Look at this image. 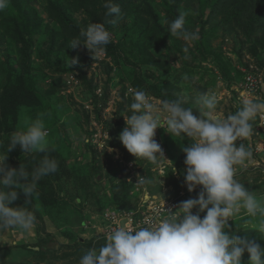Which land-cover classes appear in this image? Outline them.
I'll list each match as a JSON object with an SVG mask.
<instances>
[{
  "label": "clouds",
  "instance_id": "obj_1",
  "mask_svg": "<svg viewBox=\"0 0 264 264\" xmlns=\"http://www.w3.org/2000/svg\"><path fill=\"white\" fill-rule=\"evenodd\" d=\"M9 3L10 0H0V12ZM103 6L107 9L105 17L111 19L89 24L69 46L75 49L84 45L95 62L106 54V46L111 43V33L105 24L115 26L123 19L120 6L113 0H105ZM187 15L181 10L168 26L171 37L187 42L185 54L191 42L200 38L198 32L186 30ZM77 63L78 58L70 59V67ZM104 92L99 88L98 100L93 97L88 102L94 110L97 107L103 113L107 108L113 109V105L109 106L112 94L109 101H104ZM129 96L132 97L128 106L130 114L124 116L126 127L119 136L123 146L136 162L144 159L157 164L159 157L164 158L155 139L158 128L182 141L187 137L189 146L181 145L186 157L184 179L190 193L197 188L201 191L198 198L191 199L194 193L191 194L175 212L169 210L168 216L156 223L138 225L135 229L115 228L107 235L106 243L98 250H87L79 264H244L245 254L247 264H264V247L247 235L232 233L229 225L243 210L248 217L259 218V231L264 233V202L236 178L238 168L247 167L253 158L251 147L238 142L252 137V121L257 117L264 120V100L245 96L240 109L222 118L217 112L214 93H201L196 100V111L185 107L181 100L162 101L144 90H132ZM151 96L160 100V104L153 103ZM47 137L44 114H40L26 131L13 132L7 148L0 152V231L18 229L30 233L34 228L37 217L27 205L38 195V182L59 168L57 160L47 154ZM18 145L24 154H44L31 171L23 164L19 169L6 164L8 153ZM150 183L146 176L137 175V187ZM20 191L27 198L25 206L11 207L19 199Z\"/></svg>",
  "mask_w": 264,
  "mask_h": 264
},
{
  "label": "trees",
  "instance_id": "obj_2",
  "mask_svg": "<svg viewBox=\"0 0 264 264\" xmlns=\"http://www.w3.org/2000/svg\"><path fill=\"white\" fill-rule=\"evenodd\" d=\"M32 1L10 0L8 7L3 12H0V45L6 46L3 53L6 59L2 63L0 59V82L2 81V73H6L3 87H1L0 83V144L3 145V147H0V151L2 152L7 148L13 132L27 130L24 128L25 121L22 118L25 111L30 115L28 117L32 121L38 115L44 114L46 130L48 131V138H50L48 142H53L54 138L60 133L58 129L59 120H50L47 104L48 100H52L55 97L57 87L52 85L47 91H42L38 86L41 71L50 70L49 77L52 79H55V75L58 74H65L67 78L75 75L82 81L83 91H91L93 95L91 98L95 97V100H98L96 91L99 89V84L93 85L94 80H88L87 73L79 65L81 59L78 58V63L70 67V59L77 58V52L76 48L72 49L69 46L70 41L77 37L81 30H86L89 24L104 23L106 19H111L105 17V12L107 11L103 6L105 0H70L68 4H63L61 0H47L46 13L47 19L50 20L48 23L44 22L40 11L31 5ZM185 1L162 0L161 6L170 11V15L167 18L168 23L165 25L159 19L154 0H142L136 4L134 0H113L114 3L120 6L123 19L135 11L136 23L131 26L128 32H124L119 37L118 42H115L111 36V43L106 46L105 59H111L113 65L115 64L118 67L125 65L128 68L127 78L122 77L121 80H127L131 87L144 90L162 101L181 100L185 107H192L190 103L184 102L176 95L179 92V88L176 86V82L171 80L174 71L172 63L168 59L160 57L162 53H179L182 55L181 58L184 61V65L188 66V56L183 51V46L187 43H180L177 38L170 36V33H168L170 22L178 17L181 10L186 11L188 13L185 23L186 30L193 32L196 25H201L199 40L193 41V48H189V55L194 61H215L219 72L225 80L231 81L235 78L244 80L245 72L239 68L238 70L231 60L226 58V51L223 49V45L225 44L226 36H229V41L233 37L238 44H241L242 50H233L239 58L244 57L245 51L243 50L245 49L256 60L264 55V0H198V9L196 11L186 9L183 5ZM81 12L87 15L83 22H80L75 17L76 13ZM43 25L45 26L44 30L42 29ZM105 27L111 33L114 26L105 24ZM43 33L49 35V40L47 41L45 52L41 54L39 51L36 52L41 60V65L35 68L30 63L32 57L31 49L34 47L33 37L35 34ZM219 38H222L223 43L220 46H214L212 44L213 41ZM169 40L173 41L169 42ZM129 42H131L130 46H128ZM92 62L95 61L90 53V56L86 57L85 64L90 67ZM96 62L104 64L108 74L113 70V67L107 61L97 60ZM254 63L259 69L264 71V59L258 62L259 65L256 61ZM139 67H145L147 71L158 69L162 73V76L158 77V83L145 80ZM243 67L249 70L250 64L246 62ZM233 73L236 74L235 78L232 76ZM150 74L154 77V73ZM67 87V83H64L62 90H66ZM1 89H3L2 92ZM110 96L109 91L104 92L103 100L109 101ZM121 98L127 106L128 102L132 101V97L127 95V89L122 91ZM82 107L84 108L83 105ZM193 110L196 111L195 108ZM97 116L100 117V112H98ZM87 119L90 123V118L87 117ZM101 125L104 127V124ZM94 134H90L91 139L86 144L89 147H92L90 143L91 141L93 143ZM111 147H116V145L110 136L105 149L100 153L107 152ZM95 148L98 149L97 146ZM59 149L58 145L48 144L47 154L57 160L59 168L55 174L44 177L38 182V195L36 197L47 209L59 208L61 205L59 187L55 182H59L63 177L76 179L77 176H79L78 180L81 178L88 180V175L85 174L86 171H82V169L76 177L67 170L61 160L63 155ZM43 155V153H34L25 157L22 156L18 147H16L8 153L7 165L11 168L19 169L20 165L23 164L26 169L31 171L37 166ZM185 158L183 152V158L181 157L178 160L177 167L186 166L184 165ZM13 159L15 162L12 161ZM138 162L141 163V161ZM92 176L97 178L99 173L95 170L92 172L91 178ZM125 184L126 178L122 185L124 186ZM174 184L178 190L180 186L175 181ZM111 187L117 208L128 209L133 205L127 188H121L115 184H112ZM200 191L191 195V198L199 194ZM26 199L23 192L20 191L19 199L15 201L16 205H24ZM15 202L11 207H15ZM38 217L43 221L41 215H38ZM42 225V222L37 225L38 242L35 245H22L20 248L26 249L44 259L47 254H56L65 248L74 246L60 244L50 234H45L44 237L45 229ZM245 235L256 239L264 247V233L259 231L248 232L243 233L241 236ZM66 236H69L68 239L71 240L69 234ZM79 243L84 244L87 241L80 239ZM105 243L103 241L95 244L91 241L89 246L98 250ZM243 260L244 264H247V254H245Z\"/></svg>",
  "mask_w": 264,
  "mask_h": 264
},
{
  "label": "rangeland",
  "instance_id": "obj_3",
  "mask_svg": "<svg viewBox=\"0 0 264 264\" xmlns=\"http://www.w3.org/2000/svg\"><path fill=\"white\" fill-rule=\"evenodd\" d=\"M68 1L70 0H61L63 4H68ZM141 1L142 0H134V3L136 4ZM154 1V6L157 10L159 19L161 23L166 25L168 23L167 18L170 15V11L161 6L162 0ZM46 3L47 0H33L31 5L35 6L38 11H40V15L44 22L48 23L50 20L47 19ZM183 5L186 9L196 11L198 9V0H186ZM134 13L135 11H133L132 14H129L125 19H122L121 22L115 25L111 30V36L115 42H118L119 37H121L124 32H128L131 29V26L136 23ZM75 17L80 22H83L87 18V15L84 12H81L76 13ZM200 27V24L196 25L194 31L199 33ZM42 29H45L44 25ZM33 38L34 47L31 49L32 57L30 63L33 67L38 68L39 65H41V60L36 52L39 51L40 54L45 52L49 35L47 33L35 34ZM228 38L229 36H226L225 44L223 45V49L226 51L225 56L231 60L237 69L239 68L242 71H246L247 69L243 67V64L245 65L246 62L254 64L255 61L258 64L260 60L264 59L263 55L256 60L255 57L246 52V49L243 50L245 51L244 57L239 58L233 50H242L241 44H238L237 40H234L233 37H231L230 41ZM172 41L173 40H169V42ZM178 41H180V43H187L181 39H178ZM222 43V38H219L216 41H213L212 44L214 46H220ZM130 44L131 42L128 43V46H130ZM185 46H183V49ZM193 46V42H191L189 48H193ZM5 47V45H0L1 63L6 59L3 55ZM76 52L77 58L81 59L79 65L81 68H84L83 71L87 73L88 80L93 79V85H97L98 83L100 90L110 91L112 94L109 106L113 105V109L111 110L110 108H107L104 113H101V110L97 107L94 110L93 105L86 108L85 105H87L93 95L91 94V91H82L83 84L81 80L77 84L76 82H73L78 86L77 89L74 86L69 87V85L66 90H62V85L67 83L68 79L65 74H54L55 79H52L49 77L50 70L45 69L46 71H41L40 80L38 81L39 88L45 92L47 89H50L52 85H55L58 89H56L55 97H53L52 100H48L47 104L50 120H59L58 129L60 133L54 138L53 142H49L48 144H55L60 147L59 150L63 155L61 160L72 175L76 177L82 169V171H86L85 174L88 175V180L83 178L78 180L79 176H77L76 179L73 177L69 179L63 177L59 182H55L59 187L58 190L60 192L59 201L61 205L59 208L47 209L42 203H40V200L36 196L32 199L31 203L27 205L28 209L33 211L37 217L36 224L33 228L34 231L37 230V225L42 222V227L45 229V232L43 233L44 237L45 234H50L55 237V241L58 243L74 246H71L72 248H65L56 254H47V256L42 259L41 256L20 248L23 245L24 240H16V229H8L7 231H0V264H79L82 255L87 250L91 249L89 242L97 240V228H94V225L97 223L91 216L104 209L117 208V204L114 202L115 200L111 185H119V187H124L129 190L130 200L133 202V205L128 209L134 208L140 199V195L131 194L132 189L127 181L124 186L122 185L124 183L125 174L123 173L124 170L122 169V166L117 163L118 157H120V159L123 158L125 162H136V158L127 151L119 140L120 133L126 127L124 116L130 114L128 112V106L132 102H128L127 106V104L122 102L121 99L122 91L131 87L127 80H121L122 77L127 78L128 68L125 65H120L119 67L115 64L113 65L111 59H105L104 55L99 61H107L113 67L111 73L108 74L105 65L100 62H92L90 67L86 66V57L90 56V52L84 45L78 46ZM185 55L188 56V66L184 65V61L181 58L182 55L179 53L172 52L160 54V57L168 59L172 63L174 71L171 80L175 81L176 86L179 88V92L176 94L179 98L184 102L190 103L193 108L197 109L198 106L196 100L201 93H214L217 96L218 101L217 112L222 118H226L229 113H234L241 108L242 99L247 96H242V83L244 80H237L235 78L236 74L233 73L232 76L235 79L227 81L219 72L215 61L195 62L191 55H189V51ZM139 68L142 70V77L149 82L158 83V77L162 76V73L158 69L147 71L145 67ZM3 70L6 71L4 68ZM259 71L262 72V70ZM150 73H154V77ZM1 76L2 81L0 83L1 87H3L6 73H2ZM185 76L188 77L187 80L184 79ZM71 78L72 77H70V79ZM2 90L3 89H1V92ZM238 96L241 98L239 102H237ZM262 98L264 100V96H262ZM118 110L119 112L117 113ZM98 112H100V117L97 116ZM28 116L30 115L27 114V111L23 112L22 118L25 121V129H27L32 122V119ZM87 117L90 118V123L88 122ZM101 124H104L105 128L102 127ZM101 129L110 133L111 139L116 145V147H111L107 152L103 153H100V151L95 148L96 146L93 145L92 141L90 143L92 147L86 145L91 139L90 134L97 133L96 131H101ZM159 134H156L155 136L156 141L159 145L162 144L163 146L166 143L169 148L168 151V148L165 145L168 152L166 159L159 157L157 164H153L144 159L138 160L141 161V163L138 161L136 163L138 167H144L143 172H145L148 179L152 181V183L147 184V188L150 190L151 194L158 197L159 200H168L175 198L176 196L174 193V190H176L174 180L170 177L167 179L161 178L156 171H158L160 163L167 165L166 174L171 172L172 167H177L178 160L181 157L183 158L181 145L183 144V146L187 147L189 146L190 141L187 137H185L183 141L180 137H172L168 133H165L164 130H162L161 133L159 131ZM85 138L88 140L87 143H85ZM47 139L48 141L50 140L48 137ZM96 140L93 142L99 145ZM17 147L22 156L26 157L30 155L24 154L19 145ZM12 161L15 162L14 159ZM7 162L8 160H6V164ZM169 163H171L172 166H170ZM250 167H252V164H249V168ZM95 170L99 173V176L97 178L92 176L91 178V174ZM239 182L243 183L253 191L258 200L264 202V173L261 174V171L248 173ZM198 195L199 194H196L191 199L198 198ZM25 204L16 205L15 202L14 205L15 207H23ZM195 211L196 210H194V212ZM205 214L206 213L201 215L203 216ZM38 215H41L43 221H41ZM81 220L85 223H92L87 229L85 228L84 232L80 231V225H76V223L78 221L81 222ZM72 221L74 222L73 225H71ZM229 225L232 233H237L239 235L248 232L254 233L259 231V218H250L245 215L242 210L233 221H229ZM27 234L28 233H26V235ZM67 234L71 236V240L68 239L69 236H66ZM80 239L86 240L87 243H79ZM14 242L19 243V245H13ZM36 243L37 242L32 245H35Z\"/></svg>",
  "mask_w": 264,
  "mask_h": 264
},
{
  "label": "built area",
  "instance_id": "obj_4",
  "mask_svg": "<svg viewBox=\"0 0 264 264\" xmlns=\"http://www.w3.org/2000/svg\"><path fill=\"white\" fill-rule=\"evenodd\" d=\"M250 64V69L244 71L245 77L242 83L243 94L242 96L247 95L249 98L263 100L262 96H264V71L260 72L258 66L254 63ZM70 77H72L70 79ZM73 82L79 83L80 80L77 79L75 76H69L67 79V85L69 87L76 86ZM132 89L130 88L127 92V95H132ZM152 97V102L156 104H160V100ZM241 98L238 96L237 102H239ZM236 102V103H237ZM86 108L90 107L88 103L85 105ZM242 107V106H241ZM253 123L254 132L252 137H250L246 141H239L238 143H245L246 146H250L253 151V158L250 163H248L247 167H239L237 173V179L241 181L248 173L262 171L264 173V120H261L257 117ZM163 129L158 128L156 130V134L161 133ZM93 136V141L98 142L93 144L97 146L98 150L102 152L106 145L107 141L110 139V135L107 131L101 129L96 131ZM99 134V136H98ZM160 135V134H159ZM163 151L164 158L161 156L160 158L166 159L168 156V152L166 150L165 145H160ZM122 157V156H121ZM122 169L124 170L126 181L128 182L129 186L132 189L131 194H138L140 195V199L138 200V204L131 209L125 208H108L104 209L103 211L94 214L92 219L96 221V225L94 228H97V240L94 241L95 244L106 242L107 235L113 231L117 227H128L135 229L138 225L139 226H147L148 224L156 223L159 220L166 218L168 216V211L171 210L175 212L178 209V206L181 202L189 200L190 195L201 190L197 188L195 192H189L187 189L186 181L184 179V175L186 173V166L184 168L180 167H172L171 172L166 174V164H159L158 172L161 178H172L176 184L180 187L177 190H174L175 198H171L168 200H159L158 197L151 194L150 190L147 188V185L142 187H137L135 183H137V175L147 176L145 172H143V168L137 166L136 162L127 161L125 162L120 157H118V162ZM249 164H252V167L249 168ZM172 166L171 163H169ZM199 189V190H198ZM92 223H86L85 228L87 229L89 225Z\"/></svg>",
  "mask_w": 264,
  "mask_h": 264
},
{
  "label": "crops",
  "instance_id": "obj_5",
  "mask_svg": "<svg viewBox=\"0 0 264 264\" xmlns=\"http://www.w3.org/2000/svg\"><path fill=\"white\" fill-rule=\"evenodd\" d=\"M87 223H88V222H87ZM73 224H74V222L72 221L71 225H73ZM76 225H77V226L80 225V228H81L80 231H82V232L85 231V225H86V223H85L83 220H81V222L78 221V222L76 223ZM72 228H73V227H72ZM49 232H50V231H49ZM15 233L17 234V237H15L16 240H20V241L24 240L23 245H26V244H30V245H32V244H34L35 242H38V241H37V238H38L37 231H34V229H32L31 232L28 233L27 235H26L25 232H22V231H20V230H18V229H16ZM13 245L17 246V245H19V243L14 242Z\"/></svg>",
  "mask_w": 264,
  "mask_h": 264
},
{
  "label": "water",
  "instance_id": "obj_6",
  "mask_svg": "<svg viewBox=\"0 0 264 264\" xmlns=\"http://www.w3.org/2000/svg\"><path fill=\"white\" fill-rule=\"evenodd\" d=\"M37 249H39V248H37Z\"/></svg>",
  "mask_w": 264,
  "mask_h": 264
}]
</instances>
